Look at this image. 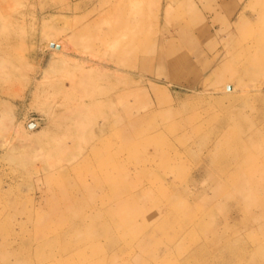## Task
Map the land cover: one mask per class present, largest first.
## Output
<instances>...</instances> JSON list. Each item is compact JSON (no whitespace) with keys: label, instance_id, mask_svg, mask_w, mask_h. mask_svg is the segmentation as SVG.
Here are the masks:
<instances>
[{"label":"rangeland","instance_id":"374dc122","mask_svg":"<svg viewBox=\"0 0 264 264\" xmlns=\"http://www.w3.org/2000/svg\"><path fill=\"white\" fill-rule=\"evenodd\" d=\"M263 73L264 0H0V264H264Z\"/></svg>","mask_w":264,"mask_h":264},{"label":"bare ground","instance_id":"6f19581e","mask_svg":"<svg viewBox=\"0 0 264 264\" xmlns=\"http://www.w3.org/2000/svg\"><path fill=\"white\" fill-rule=\"evenodd\" d=\"M94 31H95L94 28H93L92 26H89V25H88V26H86L85 28H83L82 30H80V32L78 33V37H82L83 35H86V34H87L88 37H90L91 39H93V38H94ZM91 39H90V40H91ZM88 40H89V39H88ZM124 43H125V42H123V43L121 44V46H122V51H123L124 53H127L128 51H130V52H137V51H138V49H137V47H136V46H138L137 42H136V43L129 44V45H128L127 43H126V44H124ZM59 44H60V43H59ZM90 45H93V47L95 48L97 44H96V43L94 42V40H93L92 42H90ZM124 45H125V46H124ZM126 46H129V50L126 48ZM55 47H56V46H55ZM138 47H140V45H139ZM59 48H60V47H59ZM106 49H107V48H106ZM56 50H58V49H56ZM60 50H61V49H60ZM75 51H76V50H75ZM75 51H74V52H75ZM62 52H63V51H62ZM76 52H77V51H76ZM78 52H79V51H78ZM80 52H81V51H80ZM64 53H65V52H64ZM64 53H63V54H64ZM57 54H58V53H57ZM59 54H60V52H59ZM63 54H62V55H63ZM70 54H71V53H70ZM62 55H61V56H62ZM64 55H66V54H64ZM73 55H74V53H73ZM67 56H68V55H67ZM71 56H72V55H71ZM75 56H76V55H75ZM63 57H64V56H62L61 58H63ZM69 57H70V55H69ZM72 57H73V56H72ZM77 57H79V56H77ZM80 57H81V56H80ZM58 59H60V57H59ZM63 59H65V58H63ZM63 59H62V60H63ZM80 59H81V58H80ZM83 59H84V58H83ZM85 59H86V58H85ZM60 60H61V59H60ZM87 60H88V59H87ZM237 60H238V59H237ZM63 61H65V60H63ZM76 61H77V60H76ZM89 61H90V59H89ZM251 61H252V60H251ZM254 61H255V60H254ZM54 62H55V63H54ZM61 62H62V61H61ZM255 62H256V61H255ZM258 62H259V61H258ZM56 63H57V61H55V60H54L53 63H52V64H53L52 67H53L54 69H55L54 64H56ZM77 63H78V62H77ZM87 63H88V61H87ZM235 64H236V63H235ZM255 64H256V63H255ZM67 68H68V67H67ZM84 68H85V67H84ZM103 68H104V67H103ZM254 68H255V67H254ZM92 69H93V68H92ZM84 70H85V69H84ZM99 72H100V71H99ZM86 73H87V72H86ZM100 73H101V72H100ZM82 74H83V70H82L81 76H82ZM105 74H106V73H105ZM263 74H264V73H263ZM88 75H89V74H88ZM97 75H98V74H97ZM102 75H103V74H102ZM92 76H93V75H92ZM98 76H99V75H98ZM106 76H107V75H106ZM84 77H86V75H85ZM84 77H83V78H84ZM100 77H101V75H100ZM75 79H76V78H75ZM85 79H86V78H85ZM80 80H81V78L78 79L79 82H80ZM86 80H88V76H87V79H86ZM94 80H95V79H94ZM78 81H77V82H78ZM83 81H84V79H83ZM81 82H82V81H81ZM259 83H260V82H259ZM80 84H81V83H80ZM261 84H262V83H261ZM63 85H65V84H63ZM82 85H83V84H82ZM61 86H62V85H61ZM95 86H96V85H95ZM95 86L93 85V87H95ZM64 87L66 88V86H64ZM61 88H62V87H61ZM61 88H60L59 90H62ZM97 88H98V86H97ZM231 88H232V87H231ZM87 89H88V88H87ZM87 89H86V90H87ZM237 89H238V88H237ZM63 90H64V89H63ZM63 90H62V91H63ZM93 90H94V89H93ZM102 90H103V89H102ZM102 90H101V91H102ZM64 91H65V90H64ZM101 91H100V94H101ZM90 92H91V91H90ZM95 92H96V91H95ZM97 92H98V91H97ZM107 93H108V92H107ZM83 94H84V93H83ZM87 94H88V93H87ZM95 94H96V93H95ZM91 95H92V93H91ZM83 96H84V95H83ZM85 96H87V95L85 94ZM89 96H90V95H89ZM93 97H94V94H93ZM93 97H92V99H93ZM85 98H86V97H84V99H85ZM89 98H90V97H89ZM82 99H83V98H82ZM82 99H81V100H82ZM84 99H83V100H84ZM97 99H98V98H97ZM97 99H96V100H97ZM83 100H82V101H83ZM67 102H68V101H67ZM90 102H91L92 105H93V103H94V99H93V100H90ZM90 102H89V103H90ZM83 103H84V101H83ZM82 105H83V104H82ZM92 105H91V106H92ZM85 106H86V103H85L84 107H85ZM94 106H95V105H94ZM94 106H93V107H94ZM235 106H236V105H235ZM245 106H246V105H245ZM67 107H68V106H67ZM87 108H88V107H87ZM239 108H240V107H239ZM67 109H68V108H67ZM256 110H257V109H256ZM77 111H78V110H77ZM85 111H86V110H85ZM227 111H228V110H227ZM258 112H259V111H258ZM260 112H261V111H260ZM247 113H248V112H247ZM252 113H253V112H252ZM243 114H244V112H243ZM79 115H80V114H79ZM250 115H251V114H250ZM258 115H259V114H258ZM78 117H79V116H78ZM226 119H227V118H226ZM259 120H262V119H259ZM221 126H222V125H221ZM232 126H233V125H232ZM228 127H229V126H228ZM109 129H110V128H109ZM226 129H227V128H226ZM252 129H253V128H252ZM258 129H259V128H258ZM258 129H257V130H258ZM235 131H236V130H235ZM153 132H154V131H153ZM237 132H238V131H237ZM258 132H259V131H258ZM258 132H257V133H258ZM100 133L102 134V130H101ZM106 133H107V132H106ZM156 133H157V132H156ZM156 133H155V134H156ZM158 133H159V132H158ZM212 133H213V132H212ZM151 134H152V133H151ZM253 134L256 135V133H253ZM223 135H224V134H223ZM98 137H99V136H98ZM242 137H243V136H242ZM250 137H251V136H250ZM220 138H221V137H220ZM220 138H219V139H220ZM228 138H229V137H228ZM230 138H231V137H230ZM245 138H246V137H245ZM262 138H263V137H262ZM216 141H217V140H216ZM227 141H228V140H227ZM251 141H252V140H251ZM254 141H255V140H254ZM254 141H253V142H254ZM260 141H261V139H260ZM253 142H252V143H253ZM202 143H203V142H202ZM208 143H209V142H208ZM213 143H214V142H213ZM258 143H259V142H258ZM261 143H263V142H261ZM261 143H260V144H261ZM204 144H206V146L209 145V144H207V142L204 143ZM201 145H203V144H201ZM201 145H200L199 147H201ZM254 145H255V144H254ZM258 145H259V144H258ZM177 146H178V145H177ZM203 146H204V145H203ZM249 146L251 147V145H249ZM263 146H264V145H263ZM207 147H208V146H207ZM217 147H218V146H217ZM219 147H220V146H219ZM238 147H239V146H238ZM259 147H261V146H259ZM204 148H205V147H204ZM255 148H256V147H255ZM217 149H218V148H217ZM246 149H248V148L246 147ZM246 149H245V150H246ZM250 149H251V148H250ZM262 149H263V148H262ZM181 150H182V149H181ZM243 150H244V149H243ZM257 150H258V149H257ZM257 150H256V151H257ZM235 151H236V149H235ZM235 151H234V152H235ZM248 151H249V150H248ZM263 151H264V150H263ZM106 152H107V151H106ZM244 152H245V151H244ZM246 152H247V151H246ZM231 153H232V152H231ZM261 153H262V152H261ZM228 154H229V153H228ZM234 154L236 155L237 152H235ZM234 154H233V155H234ZM246 155H247V154H246ZM148 156H150V155H148ZM178 157H179V156H178ZM143 158H144V156H143ZM176 158H177V156H176ZM180 158H181V157H180ZM180 158H179V159H180ZM233 158H235V157L233 156ZM136 159H137V158H136ZM140 159H141V158H140ZM137 160H138V159H137ZM142 160H143V159H141L140 161H142ZM145 160H146V159H145ZM163 160H164V159H163ZM161 161H162V160H161ZM173 161H174V160H173ZM146 162H148V160H147ZM175 162H176V161H175ZM104 163H105V162H104ZM130 163H131V162H130ZM144 163H145V162H144ZM126 164H127V163H126ZM139 164H140V163H139ZM171 164H172V163H171ZM134 165H135V164H134ZM166 165H167V164H166ZM159 166H160V165H159ZM174 166H175V164H174ZM100 167H101V166H100ZM125 167H126V166H125ZM132 168H133V167H132ZM167 168H168V167H167ZM119 169H120V168H119ZM161 169H162V168H161ZM121 171H122V170H121ZM155 172H156V171H155ZM150 176H151V175H150ZM147 177H148V176H147ZM147 177H146V178H147ZM119 179H120V178H119ZM115 180H116V179H115ZM115 180H114V181H115ZM117 180H118V179H117ZM133 180H134V179H133ZM110 181H111V179H110ZM110 181H109V182H110ZM109 182H108V183H109ZM112 182H113V181H112ZM115 182H116V181H115ZM108 183H107V184H108ZM100 185H101V184H100ZM99 187H100V186H99ZM139 187H140V186H139ZM169 193H170V192H169ZM73 195H74V194H73ZM73 195H72V196H73ZM165 195H166V194H165ZM170 195H171V194H170ZM142 199H143V198H142ZM167 199H168V198H167ZM167 199H166V200H167ZM137 200H138V199H137ZM134 201L136 202V200H134ZM141 204H142V203H141ZM144 204H145V203H144ZM122 208H123V207H122ZM116 209H117V208H116ZM120 209H121V208H120ZM120 209H119V210H120ZM119 210H118V211H119ZM158 210H159V209H158ZM158 210H157V211H158ZM115 212H116V211H115ZM78 215H79V214H78ZM111 215L113 216V214H111ZM145 218H146V217H145ZM145 218H144V219H145ZM158 220H159V219H158ZM148 221H149V220H148ZM52 229H53V228H52ZM55 230H56V229H55ZM59 231H60V230H59ZM34 232H36V231H34ZM118 234H119V233H118ZM30 238H31V237H30ZM32 240H33V239H32ZM6 241H7V240H6ZM30 241H31V240H30ZM31 242H33V241H31ZM4 243H5V242H4ZM7 243H9V241H7ZM17 245H18V244H17ZM29 245H30V244H29ZM223 245H224V244H223ZM11 254H13V253H11ZM5 255H6V254H5ZM10 256H11V255H10ZM8 257H9V255H8ZM21 264H22V263H21Z\"/></svg>","mask_w":264,"mask_h":264},{"label":"crops","instance_id":"0c3cea01","mask_svg":"<svg viewBox=\"0 0 264 264\" xmlns=\"http://www.w3.org/2000/svg\"><path fill=\"white\" fill-rule=\"evenodd\" d=\"M224 26L226 27V28H229V29H231V27H233L234 26V21H233V18H232V20H230V23H229V25L228 24H224ZM213 29V28H212ZM223 30V28L221 27V30L220 31H222ZM228 30V29H227ZM220 31H216L217 32V34H220ZM212 31H210V33H211ZM224 38H230V34H229V32H228V34L227 33H225V35H224ZM233 41H235V39H231V40H227L226 42L225 41H223L224 42V45H223V47H222V50L219 48L218 50H216L215 52H214V56H213V60L215 59V60H218L220 57H221V55H222V53H223V51L225 52V53H228V50L230 49L229 47H231L232 45H233ZM226 43V44H225ZM228 45H230L229 47H228ZM227 55V54H226ZM225 55V56H226ZM225 56H224V58H225ZM177 62V59H174V60H172L171 62H170V64H169V67H172V68H174L175 66H176V63ZM212 67V65L210 66L209 65V67H207L206 66V69L205 70H207V68L209 69V68H211Z\"/></svg>","mask_w":264,"mask_h":264},{"label":"water","instance_id":"95a60500","mask_svg":"<svg viewBox=\"0 0 264 264\" xmlns=\"http://www.w3.org/2000/svg\"><path fill=\"white\" fill-rule=\"evenodd\" d=\"M35 128H36V124L30 126V129H35Z\"/></svg>","mask_w":264,"mask_h":264}]
</instances>
